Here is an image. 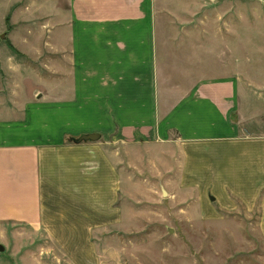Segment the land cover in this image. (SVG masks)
Segmentation results:
<instances>
[{"label": "crops", "instance_id": "crops-1", "mask_svg": "<svg viewBox=\"0 0 264 264\" xmlns=\"http://www.w3.org/2000/svg\"><path fill=\"white\" fill-rule=\"evenodd\" d=\"M68 2L64 76L21 107L0 92V234L43 232L71 264H102L133 188L120 147L144 146L168 150L210 219L256 212L264 242V85L197 33L158 29L155 0Z\"/></svg>", "mask_w": 264, "mask_h": 264}, {"label": "rangeland", "instance_id": "rangeland-1", "mask_svg": "<svg viewBox=\"0 0 264 264\" xmlns=\"http://www.w3.org/2000/svg\"><path fill=\"white\" fill-rule=\"evenodd\" d=\"M68 1L0 0V92L11 108L47 96L69 67ZM155 7L158 29L197 33L202 51L226 49L232 63L242 61L248 84L264 85V0H155ZM120 152L133 188L122 198V223L98 240L102 264H264L256 212L210 219L195 191L176 185L167 149ZM0 244V264H71L43 232L9 227Z\"/></svg>", "mask_w": 264, "mask_h": 264}, {"label": "water", "instance_id": "water-1", "mask_svg": "<svg viewBox=\"0 0 264 264\" xmlns=\"http://www.w3.org/2000/svg\"><path fill=\"white\" fill-rule=\"evenodd\" d=\"M99 135L98 134H91V135H86V136H82L80 139H78L76 142H82V141H95L96 139H99ZM3 248L0 246V250H2Z\"/></svg>", "mask_w": 264, "mask_h": 264}]
</instances>
